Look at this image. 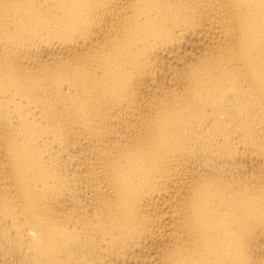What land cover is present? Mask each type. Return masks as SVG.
Here are the masks:
<instances>
[{"label": "bare ground", "instance_id": "6f19581e", "mask_svg": "<svg viewBox=\"0 0 264 264\" xmlns=\"http://www.w3.org/2000/svg\"><path fill=\"white\" fill-rule=\"evenodd\" d=\"M0 264H264V0H0Z\"/></svg>", "mask_w": 264, "mask_h": 264}]
</instances>
